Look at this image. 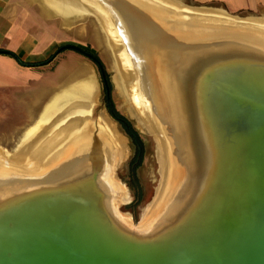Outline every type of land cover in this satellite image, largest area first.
<instances>
[{"label": "water", "instance_id": "obj_1", "mask_svg": "<svg viewBox=\"0 0 264 264\" xmlns=\"http://www.w3.org/2000/svg\"><path fill=\"white\" fill-rule=\"evenodd\" d=\"M188 38L169 39L175 102L161 122L197 181L139 228L117 215L101 153L0 174V264H264V38L216 27Z\"/></svg>", "mask_w": 264, "mask_h": 264}, {"label": "bare ground", "instance_id": "obj_2", "mask_svg": "<svg viewBox=\"0 0 264 264\" xmlns=\"http://www.w3.org/2000/svg\"><path fill=\"white\" fill-rule=\"evenodd\" d=\"M97 1L101 6L91 8L77 0V8L72 0H62L61 12L96 18L112 54V67L116 71L114 82L145 133L154 138L160 177L154 197L140 212L137 224L144 228L158 209L166 205L168 195L176 186L197 181L198 168L193 167L189 174L190 165L186 162L190 157L189 147L186 152L183 139L179 145L173 144L161 122L162 103H167V99L175 102L174 95L170 93V96L165 86L168 85V62L177 54L170 52L169 39L176 35L182 41L189 40L191 32L213 27L243 34L249 31L264 38V17L241 18L222 9L187 6L179 0ZM173 75L169 73L172 83ZM93 78L87 76L54 93L34 125L20 137L14 152L0 150V174H39L86 150L98 152L108 161L103 180L116 191L114 206L128 200L126 187L115 176V168L126 155V140L106 113L94 114L98 84L96 86ZM196 152L194 149V163L198 158ZM117 215L130 224L129 214L117 212Z\"/></svg>", "mask_w": 264, "mask_h": 264}, {"label": "rangeland", "instance_id": "obj_3", "mask_svg": "<svg viewBox=\"0 0 264 264\" xmlns=\"http://www.w3.org/2000/svg\"><path fill=\"white\" fill-rule=\"evenodd\" d=\"M182 3L198 7H213L216 9H223L219 4H197L191 2V0H179ZM225 10V9H224ZM45 60L48 56L52 57L41 66L44 76V101L45 105L49 102L55 92L59 93L60 90L68 88L71 85L81 81L87 76H91L97 86V94L94 103V114L104 112L108 116L103 102L102 83L100 75L97 72L95 64L85 55L75 52L70 49H63L56 53L57 47L60 44L72 43L85 48H88L96 53L98 58L103 64L105 71L108 74V78L111 84V99L115 108L129 118L134 127L138 130L145 146V154L143 156L141 165L136 171L137 179L141 185V202H139L134 208L133 212H130L126 205L132 201V195L130 189L124 183L126 179L125 163L131 154V148L129 146L127 138L118 130L116 123L108 116V118L114 123L116 130L124 136L126 144V155L122 161L115 168V176L120 182L124 184L127 189L129 200L118 206V209L122 213H127L133 223L139 220L140 212L142 208L151 202L154 197L156 186L159 182L158 162L155 157V144L152 137L145 133V128L140 124L135 115L134 110L127 101L126 97L119 91L114 82L116 71L112 67L113 59L110 52V48L106 45L104 33L99 28L94 16H73L69 18L68 22H63L61 19L58 24V17L52 19V13L45 11ZM226 12V11H225ZM232 16L236 15L241 17H254L248 14L231 13L226 12ZM79 70V71H77ZM83 73V74H81ZM48 88H52L51 92H48ZM54 92V93H53ZM99 92V93H98ZM56 93V94H57ZM98 102V103H97ZM44 105V107H45ZM42 107L34 120L30 119L27 122H18L15 117H3L0 118V150L5 153L12 154L18 145L20 137L29 130L37 118L39 117ZM158 175V176H157Z\"/></svg>", "mask_w": 264, "mask_h": 264}, {"label": "crops", "instance_id": "obj_4", "mask_svg": "<svg viewBox=\"0 0 264 264\" xmlns=\"http://www.w3.org/2000/svg\"><path fill=\"white\" fill-rule=\"evenodd\" d=\"M61 1L0 0V118L13 116L18 122H27L34 120L39 110L44 107V76L41 66L45 60V11L52 13V19L58 17L57 21L61 19L63 22H68L73 16L84 15L62 14ZM78 1L91 5V8L101 6L97 0ZM79 2L72 0L75 5H79ZM191 2L219 4L227 12L264 17V0ZM57 23L61 24L60 20ZM47 91L51 92L52 88Z\"/></svg>", "mask_w": 264, "mask_h": 264}, {"label": "trees", "instance_id": "obj_5", "mask_svg": "<svg viewBox=\"0 0 264 264\" xmlns=\"http://www.w3.org/2000/svg\"><path fill=\"white\" fill-rule=\"evenodd\" d=\"M66 48L78 53H80L78 50L80 49L89 53L92 56V58L89 59L95 64L97 72L100 75V79L102 83L103 102L106 112L108 116L116 123L118 130L128 140L129 146L131 148V154L125 163L126 179L124 180L125 181L124 183L131 191L132 201L128 205H126V208H128L130 212L134 213L133 208L142 200L141 199L142 188L138 182L136 171L141 165L143 156L145 154L144 142L138 130L134 127L132 121L115 108L110 95L111 84L108 78V74L105 71L102 62L100 61L96 53L88 48L72 43L60 44L57 47L56 53ZM1 52H3L4 54L13 55L7 51H1ZM51 57L52 55L48 56V58L44 60L42 63H45ZM98 64L101 67L103 76H101V72L98 68Z\"/></svg>", "mask_w": 264, "mask_h": 264}]
</instances>
